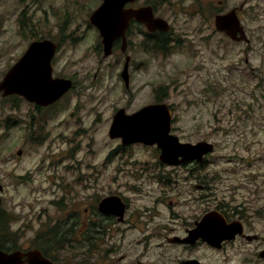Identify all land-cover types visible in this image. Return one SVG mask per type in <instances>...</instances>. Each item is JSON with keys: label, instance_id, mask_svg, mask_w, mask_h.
Returning <instances> with one entry per match:
<instances>
[{"label": "rangeland", "instance_id": "obj_1", "mask_svg": "<svg viewBox=\"0 0 264 264\" xmlns=\"http://www.w3.org/2000/svg\"><path fill=\"white\" fill-rule=\"evenodd\" d=\"M249 1L245 22L252 32L250 50L231 47L225 54L211 55L205 23L184 8L177 15V37L195 29V44L162 58L147 52L135 37L127 87L121 76L124 56L117 52L104 58L102 38L89 23L103 0H0V81L38 39L62 42L54 76H74L78 81V87L54 107L57 115L36 118L34 135L26 121L36 112L34 105L0 93V209L17 238L3 240L6 251L47 247L51 239L60 240L50 229L61 228L65 208L52 203L62 192L48 182L50 167L62 173L66 166L100 163L110 166L107 172L120 166L158 165L152 148L122 147L109 132L119 111L134 115L165 94L164 103L174 108L171 132L184 143L216 145L208 162L216 187L208 205L216 209L223 202L233 220H244L249 235L260 237L258 242L238 243V252L230 257L235 264H264L259 258L264 249V0ZM212 69L219 76L213 78ZM19 120L24 129L18 128ZM126 183L121 179L117 189L102 184L85 190L84 196L126 192ZM6 217L0 213L3 221ZM62 246L65 255L70 248Z\"/></svg>", "mask_w": 264, "mask_h": 264}, {"label": "flooded vegetation", "instance_id": "obj_2", "mask_svg": "<svg viewBox=\"0 0 264 264\" xmlns=\"http://www.w3.org/2000/svg\"><path fill=\"white\" fill-rule=\"evenodd\" d=\"M250 1L247 0H136L130 2L126 8L146 9L154 13V18L163 20L167 30L149 31L148 28L133 20L126 34V52H123V40L119 39L114 45L113 55L120 52L125 61L130 58V68L134 67V57L130 50L134 47L133 39L141 38L147 52H155L165 58L174 56L181 49L187 50L195 44V29L178 38L177 15L182 9H187L200 24L205 23L206 38L210 44L211 55L225 54L231 47H246L243 52L250 50L253 44L252 32L245 22V10ZM204 5L206 9H204ZM233 14L236 22L233 23L237 31L233 36L218 27V20ZM199 17L202 18L200 21ZM58 44V51L63 46ZM58 55L52 60L53 77L72 81L74 91L78 81L74 76L55 77L54 67ZM104 60L102 59V62ZM101 63V61H100ZM125 66V63H124ZM222 69L230 70L229 66ZM210 75L219 76L216 69ZM96 75L94 79H96ZM214 80V79H213ZM71 90V91H72ZM15 101L25 99L15 95ZM65 97V96H64ZM63 97V98H64ZM5 98V97H4ZM61 98V100L63 99ZM40 107L34 105L35 113L27 115L31 134L37 130V117L55 116L59 109L54 108L62 102ZM26 101V100H25ZM28 102V101H26ZM154 102L153 104H157ZM78 105V104H76ZM171 108V106H170ZM74 109H76L74 107ZM44 113V114H38ZM49 124L44 123V129ZM19 129H24L23 122H17ZM26 126V125H25ZM27 126V128H28ZM121 141V140H120ZM122 142V141H121ZM142 145L143 144H133ZM122 147H126L121 145ZM214 153L216 151V145ZM154 158H158V165L114 167L107 172L110 166H66L60 173L57 171L49 175L48 182L62 192L61 197L52 199V203L62 205L65 210L61 228L52 227L50 232L58 239H51L53 243L47 247L17 248L15 251L27 253L37 250L52 264H235L230 253H237L235 246L238 243L258 242L260 237L249 235L247 223L226 213L221 205L216 209L208 202L214 201V176L208 164L210 155L200 162L180 165H167L160 161V150L150 147ZM111 154V153H110ZM127 182L123 191H110L104 197L99 194L84 196L85 190H95L99 185L108 184L118 188L119 181ZM58 196V192H52ZM136 198L132 200L130 198ZM111 199L108 204L101 206L104 200ZM204 207V209L202 208ZM4 211H0L2 214ZM217 212L221 217H214L225 225L234 222L241 224L242 231L231 239L223 237L218 242H211L207 237L212 231H199L201 224L208 217L207 214ZM210 218V217H209ZM202 232V233H201ZM70 249L65 250L62 245ZM264 251V249L262 250ZM261 251V252H262ZM260 252V253H261ZM261 260L264 258L260 257ZM26 259V258H25ZM237 264L239 262L237 261ZM241 264H245L241 261Z\"/></svg>", "mask_w": 264, "mask_h": 264}, {"label": "water", "instance_id": "obj_3", "mask_svg": "<svg viewBox=\"0 0 264 264\" xmlns=\"http://www.w3.org/2000/svg\"><path fill=\"white\" fill-rule=\"evenodd\" d=\"M136 0H103L100 7L90 16V24L101 35L104 57L113 54L114 44L123 40V52H126V34L133 20L146 25L149 31L157 29L167 30L165 22L154 18V13L146 9L126 8L130 2ZM233 14L218 20V27L233 36L237 31L233 23ZM58 44L51 40L36 41L30 44L25 55L6 73L0 82V93L3 97L21 96L26 101L41 107H48L59 101L72 87V81L63 78H53L52 60L56 55ZM127 58L122 78L127 87L130 81L129 64ZM172 113L165 104H154L143 107L134 115H127L125 110L119 111L110 129L111 139H122L124 145L142 143L148 146L158 145L162 150L161 161L169 165H180L193 160L202 161L205 155L214 151V146L207 142L197 144L181 143L179 138L170 135ZM182 160L180 161L179 159ZM0 191L3 187L0 186ZM106 199L101 206L110 203ZM2 199L0 198V207ZM206 220L199 224V231H212L207 240L215 243L223 237L231 239L242 231L239 223L223 224L214 217H221L219 213L208 214ZM201 232V233H202ZM204 233V232H203ZM264 258V251L260 253ZM26 258V259H25ZM0 264H52L41 252L30 250L6 252L0 250Z\"/></svg>", "mask_w": 264, "mask_h": 264}, {"label": "trees", "instance_id": "obj_4", "mask_svg": "<svg viewBox=\"0 0 264 264\" xmlns=\"http://www.w3.org/2000/svg\"><path fill=\"white\" fill-rule=\"evenodd\" d=\"M41 40H43V39H41ZM165 97H166L165 94L164 95H157L155 98V101L164 102ZM0 211H2V210H0ZM2 217H6L4 212L2 213ZM4 221H5V223H4ZM4 221L0 218V250H6L5 246L3 245L4 239H6L7 242L12 241L13 239L17 240L16 233L12 232L9 229V227L7 226V224H8L7 217Z\"/></svg>", "mask_w": 264, "mask_h": 264}]
</instances>
